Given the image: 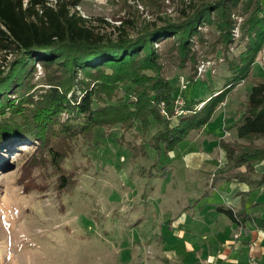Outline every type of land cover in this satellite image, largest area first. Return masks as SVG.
<instances>
[{
	"label": "trees",
	"instance_id": "1",
	"mask_svg": "<svg viewBox=\"0 0 264 264\" xmlns=\"http://www.w3.org/2000/svg\"><path fill=\"white\" fill-rule=\"evenodd\" d=\"M78 1L0 0V53L5 62L0 67V170L7 173L6 182L0 183L2 206L8 202L3 195L13 189L22 195L50 189L57 197L70 194L90 163H76L72 156L81 141H93L96 130L103 138L115 128L135 129L138 143L124 142L122 134L116 137L132 159L147 157L149 148L168 154L189 131L208 122L229 91L244 80L250 81V89L237 102V118L228 126L234 127L236 141L220 137L217 145L227 168H244L226 178L264 183V170L256 177L247 173L264 159V76L251 73L264 46V0L189 2L188 9H181L182 20L160 17L161 25L148 20L134 34L125 25L134 20L123 18L114 38L78 13ZM233 12L242 16L238 28L239 39L246 37L244 48L228 60L225 73L210 78L207 95L186 97L183 88L177 109L178 89L164 75L163 54L154 45L165 39L179 65L190 61L193 66V38L205 40L202 24L216 29L220 48L234 42ZM36 64L43 68L42 75L35 74ZM194 73L189 80H195ZM168 171L156 157L139 168L142 175ZM218 209L234 221L244 220L241 211L223 205ZM255 221L264 226V216Z\"/></svg>",
	"mask_w": 264,
	"mask_h": 264
},
{
	"label": "rangeland",
	"instance_id": "2",
	"mask_svg": "<svg viewBox=\"0 0 264 264\" xmlns=\"http://www.w3.org/2000/svg\"><path fill=\"white\" fill-rule=\"evenodd\" d=\"M198 1L79 0L74 8L87 17L96 30L114 38L115 26L123 18L134 20L133 24H125L134 34L136 28L148 20L160 25L163 24L160 17L182 20L181 9H188L189 2ZM232 17L234 42L226 49L220 48L221 44L216 41L213 26L205 23L199 27L205 40L200 42L193 38L197 56L193 66L190 61L179 65L169 55V43L165 39L154 45L163 54V73L178 89L179 100L183 88L186 97L207 95L210 80L225 73L228 60L236 59L239 50L244 48L246 37L239 39L238 28L242 16L233 12ZM260 54L261 58L258 55V60L256 58L251 65V72L264 76V46ZM1 55L0 67L5 65ZM34 72L42 75L43 68L36 64ZM191 72H195L194 81L189 80ZM222 84L223 81H219L217 85ZM240 84L226 95L225 103L219 104V112L213 114L212 120L201 129L189 131L168 154H158L149 148L147 157L132 159L129 149L116 137L122 134L124 142L138 143L141 138L134 133L135 129L115 128L112 135L103 138L96 130L93 141H81L72 156L76 163L89 160L90 166L78 175L76 187L70 194L57 197L52 189L40 195H22L14 189L7 191L3 195L7 204H0V264H167L163 257L168 264H177L178 253L192 257L193 248L198 247L199 253L207 250L212 246L213 235L209 208L220 202L208 186H219L218 180L242 182L234 177L226 178L244 168H227L225 153L217 145L220 137L236 141L234 128H227L225 135L220 112L227 109L229 116L237 117L235 104L251 86L248 80ZM9 156L13 158V154ZM155 157L160 158L169 171L162 176L140 174L139 168L147 167ZM261 161L254 162L253 171L247 173L256 177L259 173L255 168ZM6 175L0 170V183L6 182ZM262 194L256 206L264 216V192ZM216 213L221 219L227 217L220 210ZM177 230L184 234H177ZM168 250L174 253L166 255ZM246 256V263L253 258L258 264H264V254L254 251L249 254L243 250L239 259ZM223 264H232V261Z\"/></svg>",
	"mask_w": 264,
	"mask_h": 264
},
{
	"label": "crops",
	"instance_id": "3",
	"mask_svg": "<svg viewBox=\"0 0 264 264\" xmlns=\"http://www.w3.org/2000/svg\"><path fill=\"white\" fill-rule=\"evenodd\" d=\"M256 58L258 60V56ZM241 82L237 83L230 91H233L237 86H240ZM247 92L248 91H246V93ZM245 96L242 95L241 98L244 99ZM224 101L222 104L225 103ZM219 109L220 105L214 110L213 114L216 112L218 113ZM227 113V109L220 112V114H222L221 125L225 135L228 134V126L233 124L237 118L233 119V116H229ZM210 120H212V118H210ZM230 128L232 129L234 127ZM233 136L236 137L235 133ZM263 170L264 159L256 166L255 172L260 173ZM218 184L219 186H208L210 192L213 191L215 193L214 195H217L220 199V202L214 203L215 210L213 207L209 208V215L212 218L210 222L213 224L211 227V230L213 231L212 246L207 250H202L200 253L198 247L193 248L194 256L192 257H187L182 253H178L175 256V262L177 264H208V262L210 264H223L225 261H232V264H239V255L243 250L247 251V253L249 252V254L251 251H254L259 255L264 254V226H261L255 221L256 216H262V213H259L260 209L257 211L260 207H257L256 205L260 202L259 199H261L263 195L264 183L259 186H248L242 182L236 184L233 180L228 182L218 180ZM214 195L212 193L213 197ZM250 200H252V203H249ZM220 205L231 208L234 213L241 211L242 215L245 216L243 217L244 220L234 221L228 216L221 219L219 214L216 213V210L219 211L218 206ZM182 233L184 234L183 231L177 230V234ZM170 253L173 254L174 251H165L166 255H170ZM218 255L221 256V259L217 258ZM163 259V261L168 264L167 258L163 257ZM246 260L247 256L240 261L242 264H246Z\"/></svg>",
	"mask_w": 264,
	"mask_h": 264
},
{
	"label": "built area",
	"instance_id": "4",
	"mask_svg": "<svg viewBox=\"0 0 264 264\" xmlns=\"http://www.w3.org/2000/svg\"><path fill=\"white\" fill-rule=\"evenodd\" d=\"M176 103H177V109L179 108V105L182 104V98L179 100V98L176 99ZM246 264H258L257 261L253 258L249 259V261Z\"/></svg>",
	"mask_w": 264,
	"mask_h": 264
}]
</instances>
